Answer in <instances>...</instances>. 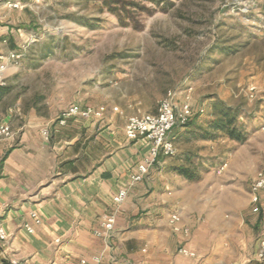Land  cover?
I'll return each instance as SVG.
<instances>
[{"label": "rangeland", "instance_id": "374dc122", "mask_svg": "<svg viewBox=\"0 0 264 264\" xmlns=\"http://www.w3.org/2000/svg\"><path fill=\"white\" fill-rule=\"evenodd\" d=\"M22 1L31 15L9 47L21 57L5 72L13 104L49 117L76 102L125 109L129 98L133 115L155 112L175 91L193 115L170 133L176 153L163 156L165 181L182 192L167 213L183 208L219 223L248 216L252 181L264 170V0H179L143 15L141 29L121 26L99 0ZM222 103L236 108L244 141L201 137ZM180 167L195 178L179 182Z\"/></svg>", "mask_w": 264, "mask_h": 264}, {"label": "crops", "instance_id": "0c3cea01", "mask_svg": "<svg viewBox=\"0 0 264 264\" xmlns=\"http://www.w3.org/2000/svg\"><path fill=\"white\" fill-rule=\"evenodd\" d=\"M13 2L22 7H10ZM25 7L22 0H0V57L12 51L10 45L15 49L20 44L21 28L31 15ZM106 104L110 111L104 119H70L61 126L55 122L58 112L47 117L13 104L8 94L0 98V122L14 131L0 142V218L9 235L0 241V264L91 263L97 255L102 264H264V256L259 257L264 252V216H254L258 212L251 202L248 216L235 222L219 223L181 207L174 211L181 217L180 230H175L167 204L170 196L174 200L182 192L165 181L169 173L164 157L130 189L110 235H96L115 210L113 197L129 187L137 165L149 156L146 140L131 141L125 135L129 98L125 109L122 101ZM113 106L121 112L113 113ZM177 176L179 182L188 179ZM182 246L197 257L182 254Z\"/></svg>", "mask_w": 264, "mask_h": 264}, {"label": "built area", "instance_id": "2783aa9c", "mask_svg": "<svg viewBox=\"0 0 264 264\" xmlns=\"http://www.w3.org/2000/svg\"><path fill=\"white\" fill-rule=\"evenodd\" d=\"M10 7L21 8L19 2L8 3ZM21 57L19 51H11L6 55H2L0 63V86L5 85V72L9 63H18ZM253 88L251 89V91ZM110 111L107 104L91 105L83 103H72L66 108L62 109L58 114L55 122L58 125H66L70 119H104ZM113 113H120L121 109L118 106L111 108ZM193 115L190 102L186 99L178 103L177 93L175 91H168L163 99L160 101L158 108L155 112L141 113L129 115L124 126V132L128 140L136 141L144 139L149 144V156L146 157L141 163L137 165L136 171L132 176L129 187L122 188L113 197L115 210L110 213L102 222V230H96L98 236L108 237L113 231L116 223L117 211L123 202L126 200L130 189L137 183L141 182L147 176L151 169L158 163L159 159L163 156L170 157L176 153V147L170 133L177 125H186L189 118ZM43 135L46 139L50 136L49 127L43 129ZM14 136L12 127L0 122V142L8 140ZM227 163L222 168H225ZM264 190V170H259L250 187V202L254 212L260 211V193ZM37 223L39 219L33 214ZM181 221L180 214L173 212L170 215V222L175 230H180L178 226ZM29 233L34 232V228L26 225ZM188 233V229H184ZM9 238L5 230L2 219L0 218V241L6 242ZM179 251L189 257L196 258L197 253L189 248L182 246ZM264 252L259 253V257H263ZM13 264H19L16 260L12 261ZM78 264H102V257L100 255L94 256L92 262L89 263L86 259H81Z\"/></svg>", "mask_w": 264, "mask_h": 264}, {"label": "trees", "instance_id": "16d2710c", "mask_svg": "<svg viewBox=\"0 0 264 264\" xmlns=\"http://www.w3.org/2000/svg\"><path fill=\"white\" fill-rule=\"evenodd\" d=\"M102 10L114 15L119 24L124 27L141 29L143 27L142 18L145 14H153L157 11L167 12L175 6L179 0H99ZM7 85L0 86V98L7 94ZM217 110V111H216ZM214 111L216 117L210 122V130L202 133L204 139L216 138L218 134L224 133L231 139L244 141L246 133L235 126L238 113L236 108H229L225 104H220ZM190 121L186 125H190ZM215 132H219L218 134ZM177 172L187 178H195L194 172L187 167H180Z\"/></svg>", "mask_w": 264, "mask_h": 264}]
</instances>
